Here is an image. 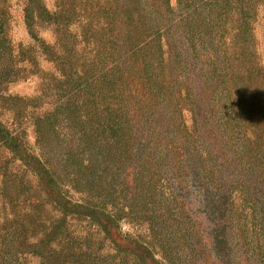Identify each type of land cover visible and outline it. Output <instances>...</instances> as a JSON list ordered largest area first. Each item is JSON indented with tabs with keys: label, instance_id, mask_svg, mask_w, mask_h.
<instances>
[{
	"label": "rangeland",
	"instance_id": "rangeland-1",
	"mask_svg": "<svg viewBox=\"0 0 264 264\" xmlns=\"http://www.w3.org/2000/svg\"><path fill=\"white\" fill-rule=\"evenodd\" d=\"M204 1L213 5L212 0ZM42 2L52 16L71 10L72 22L56 17L55 24H39L32 37L24 17L26 0H0V71L16 78L1 89L7 100L3 104L0 100V131L22 136L25 147L32 150L36 126L46 119H51L46 125L52 136H78L83 129L79 121L69 129L63 120L64 102L70 98L75 100L83 126L92 129L89 136H103L104 120L118 109L115 105L136 96L143 88L139 79L145 75V50L138 55L118 51L114 0ZM227 2L226 10L214 11L209 6L216 12L212 21L220 33L225 26L219 44L231 59L230 42L236 48L243 42L234 38L243 13L250 19L253 62L259 74L252 76L247 95H256V106L242 103L243 93L228 77L214 102L204 99L199 126H192L194 72L188 63L183 72L178 71L181 99L171 108L174 114L165 130L153 120L145 127L147 136H177L171 148L182 147L183 136L194 137L191 151L198 153L212 190L221 187L227 196L223 219L215 224L207 218L197 195L183 183V157L170 152L166 162L147 166L144 183L132 181L130 168L102 185L86 179L76 186L66 180L64 190L72 204L104 207L120 216L117 228L123 239L119 250L86 217L69 219L68 237L61 236L42 250L39 247L52 219L61 216L49 205L38 206L34 201L39 184L29 172L24 180L26 193L15 195L18 189L12 182L16 178L20 182L25 168L18 161L5 167L12 156L0 147V264H264V0L223 1ZM227 92H231L230 100ZM234 100L231 108L247 115L228 120L225 110L230 112L229 101ZM80 163L78 158L71 162L73 169ZM83 164L86 168L87 162ZM195 189L198 186L191 190ZM216 235L227 240L220 249L213 248Z\"/></svg>",
	"mask_w": 264,
	"mask_h": 264
},
{
	"label": "trees",
	"instance_id": "trees-1",
	"mask_svg": "<svg viewBox=\"0 0 264 264\" xmlns=\"http://www.w3.org/2000/svg\"><path fill=\"white\" fill-rule=\"evenodd\" d=\"M175 1V5H172V0H114L113 22L117 27L118 51L120 54L130 55L132 52L138 55L145 50V75L143 79H139L143 82V88L135 92L136 96L129 102H122L121 106L115 105L118 109L115 113H109L104 120L101 125L103 136H89L92 129L88 130L83 126L79 109L71 98L64 102L62 115L69 129L79 121L83 129L78 132V136H52L46 125L51 119H46L36 126V147L32 150L25 147L22 136H11L9 132L0 131V147L12 156L5 162V167L18 161L25 168L20 182L17 178L12 182L18 189L15 195L19 198L26 193L24 180L29 172L39 184V195L38 198L33 197L34 201L38 206L49 205L61 216L60 220L52 219L40 249H47L48 245L56 242L61 236L68 237L65 233H68L70 228L69 219L86 217L102 229L114 250H119L123 239L117 228L120 216L116 217V214L113 215L111 210L108 211L104 207L100 209L91 208L90 205L72 204L64 190L68 186L66 180L76 186L83 184L86 179L102 185L115 177L120 178L124 170L130 168L132 181L135 184L144 183L147 166L154 167L166 162L165 158L170 152L183 157L180 163V170L185 174L183 183L186 188L198 186L199 189H195L197 192L188 189L197 195L207 218L215 224L223 219L227 196L221 187L216 191L212 190L203 173L201 162L196 158L198 153L191 151L190 144L193 143L194 137L183 136L185 144L180 150L175 145L171 148V142L176 141L177 136H147L145 127L153 120L158 128L165 130V124L174 114L171 108H176L179 104L176 102L181 99L179 81L182 75L179 72H183L188 63L193 65L194 72L190 89V99L194 105L190 117L192 126H199L204 99L214 102L228 77L229 83L236 85L238 91L243 93L242 97H239L242 103L248 104V108L256 106V95H247L248 90L252 88V76L259 74L253 62L255 50L251 22L247 14L243 13L236 29L237 34L234 36L235 39L241 38L243 42L238 48L236 43L230 42L233 52L229 59L228 51H222L219 44L222 40L219 38H222L226 28L223 26V33H220L212 18L216 13L214 11L226 10L230 4L223 3L224 0H212L213 5L204 0ZM209 6H212L214 11ZM72 13L71 10H66L58 17L52 16L44 8L42 0H26L24 8L26 26L32 37H36L35 29L39 24H55L58 22L56 17L59 19L60 16L61 20L65 19L67 23L72 22ZM63 23L65 24V21ZM230 61L236 64L231 65ZM15 80L16 78L5 70L0 71L2 104L7 100L2 95V87ZM227 94L230 100L231 92ZM229 102L232 104L229 107L231 110H225L228 120L240 119L241 116L247 115L238 114L231 108L235 100ZM110 105L108 103L107 108L111 109ZM139 126H142L141 131ZM247 142H250V138ZM76 158L81 163L74 170L71 162H75ZM85 161L87 166L83 168ZM216 236L212 239L213 248L220 249L227 240L220 235ZM102 243L104 242H101V245ZM42 258L46 259L44 256Z\"/></svg>",
	"mask_w": 264,
	"mask_h": 264
}]
</instances>
